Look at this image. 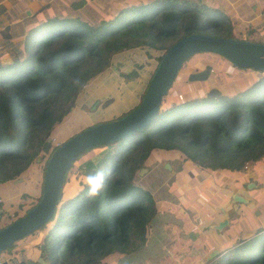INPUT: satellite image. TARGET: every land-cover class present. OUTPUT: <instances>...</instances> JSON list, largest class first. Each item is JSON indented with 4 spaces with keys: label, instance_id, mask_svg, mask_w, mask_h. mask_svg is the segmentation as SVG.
I'll list each match as a JSON object with an SVG mask.
<instances>
[{
    "label": "trees",
    "instance_id": "trees-1",
    "mask_svg": "<svg viewBox=\"0 0 264 264\" xmlns=\"http://www.w3.org/2000/svg\"><path fill=\"white\" fill-rule=\"evenodd\" d=\"M85 1L72 0L69 5L77 8ZM191 32L237 38L231 21L221 9L190 0L126 4L115 14H103L95 22L79 16L52 15L32 23L23 40L24 54L0 63V182L25 175L28 169L34 168L35 173L40 169V190L30 199L22 196L19 204L22 211L0 216V227L19 217L38 200L45 161L54 148L46 149L49 143L46 139L51 126L63 121L69 112V100L74 92L85 82L106 74L102 70H108L110 64L119 68L116 62L112 63L116 61L112 57L121 51H125L129 65L135 69L155 55L156 62L138 89L135 102L115 116L91 123L125 114L140 100L166 48ZM250 69L254 72L244 85L228 93L221 91L215 97L205 96V91L191 93L185 86L186 97L182 95L179 99L167 97L166 91L147 125L107 142L115 147L111 151L106 148L100 154L99 163L104 164L107 181L99 198L87 197L84 181L80 188L67 195L68 190L62 192L63 180L55 207L59 212L56 216L67 220L61 226H54L57 242L47 237V231L42 239L44 251L52 256V264H108L103 261L104 256L136 251L145 245L157 208L149 190L134 183L137 168L165 156H181L185 163L207 170L236 171L246 162L264 161V73H255L264 70ZM131 77L136 79V70ZM76 80L80 81L79 85L74 83ZM107 103L108 100H102L103 106ZM91 123L80 124L74 131ZM103 145L90 148H104ZM191 192L186 195L187 199L192 196ZM216 192L218 197H226V189H221L220 195ZM63 196L66 202L62 203ZM196 199L198 203L202 201ZM196 199L187 206L196 209ZM212 203H217L212 196L202 201L206 210L198 212L205 219L209 218L206 211ZM59 244L62 249L58 256ZM249 247L253 249V258L245 260L242 255ZM216 259L215 264H264V230L223 250Z\"/></svg>",
    "mask_w": 264,
    "mask_h": 264
},
{
    "label": "rangeland",
    "instance_id": "rangeland-1",
    "mask_svg": "<svg viewBox=\"0 0 264 264\" xmlns=\"http://www.w3.org/2000/svg\"><path fill=\"white\" fill-rule=\"evenodd\" d=\"M48 1L49 0H0V63L9 62L14 57L24 54L22 47L23 40L28 28L35 19L41 18V20H44L54 14L57 16H69V12H67L64 7V0L60 3H57V0L49 1L52 9L49 7L50 3ZM190 1H201L209 6L220 8L231 21L233 33L237 38L244 37L245 39L264 42V0L263 2L245 0L239 5L235 3L233 6L223 5L224 0H222V3L221 0H218V3L215 5L211 3L213 2L212 0ZM251 4H253V8L250 9ZM222 7L224 9H222ZM61 10L68 14L59 15L58 11ZM51 11H53V13H51ZM228 12H230V14ZM255 13L261 18L259 21L257 20L258 22H256L255 18L250 20V17ZM124 56H126L125 51H121L119 54L112 57V60H116L112 61V63L116 62L119 67H114L113 71H111L113 73H108L107 69L102 70V73L106 72L110 77L112 76V80L109 79L107 84L104 85L107 89H113V86L116 87L118 82H121L123 85L131 81L130 75L134 70L129 69V67H134L129 65L128 57L126 56L123 58ZM152 56L153 58H149L146 64H143L142 67L137 69V74L139 75L137 83L126 85L127 87L124 86L120 89L117 87L114 88V90L111 91L114 93V96L110 92L107 95H103L101 97V102L97 101L93 109H90V105L93 106L90 101L80 105L78 100H76L78 92L90 81L82 84L74 92L71 100H69L71 108L64 116L62 125L67 126L70 124V127H77L80 124H84L87 118L83 117L82 114H96V110H94L95 106L98 104L102 105V100L103 102L108 100L107 104L116 101L118 105L123 100L124 96L129 93L128 89H131L132 93L136 88L139 89L142 87L143 80L149 75L156 62L155 55ZM205 64L210 65V72L205 80H189L187 78L189 72L200 70ZM253 72L254 71L250 68L236 69V67L229 64L224 58L213 52H195L186 57L181 63L167 88L166 95L167 97L171 96L175 99H179L182 95L186 97L184 86L187 88V91L195 94H201L210 86H216L222 92L228 93L244 85V82L248 81V78L251 77ZM255 73L260 75L263 74L264 71H257ZM98 80L97 78L96 81ZM97 86L99 87V85ZM189 94L190 93L187 95ZM165 102H163V105ZM132 104L131 102L127 108ZM102 107L104 106L102 105ZM100 109L101 113L99 114L108 115V111L105 112L101 107ZM58 124H60V122L51 126L46 141H49L52 136L56 138L57 131L54 127ZM72 130L74 131V129ZM76 131L78 130L74 132ZM62 140L63 139H61V141ZM107 144L108 143H105V145H103L105 146L104 149L88 148L84 153L80 152L78 154L73 166L66 171L64 178V187L66 189L64 190L73 191L75 188H80L82 186L81 180L84 181L85 179L82 174L83 168L93 167L94 170L103 168L104 164L99 163L100 160L98 157H94L93 159L91 157L96 154L99 149L105 150L107 148L108 151L114 149L115 145ZM41 149H45V142L41 145ZM46 149L51 150L50 147ZM37 158L39 157L37 156ZM82 161H85V166H80ZM192 167L193 165L189 163L186 164L181 156H165L151 164L137 168L134 172V183L148 189L153 200L158 201L159 208H162L164 203L165 207H173L172 209L175 212H180V219L182 220L180 237L175 234L172 235L173 243L170 249L171 257H169L170 259L167 264H179V261L180 264H197L198 262H200V264H210V261H214L213 264H215L216 258L223 250L232 248L240 240H245L255 233L258 234L264 230V161L261 163L246 162L236 171H227L219 168L207 170L195 167L196 170L192 173ZM202 170H207V173ZM184 176V181L178 180ZM78 178L81 179L78 180ZM248 182H252L249 187L247 186ZM221 189H226V192L228 191L226 200L225 197H218L214 194V192L217 191L216 193L220 195ZM210 190H213V192H210ZM190 191H192V196L187 199L186 195ZM232 191H236L238 194L246 197L248 202H236V207L233 209L232 202L229 200V194ZM209 196H216L218 201L216 200V204H210V209L206 211V215H209V218L214 215L215 218L223 216L228 219L227 224L224 225L220 231L207 228L206 226L207 223L212 222L215 218H208L206 220L203 216L200 218L198 214L200 209L206 210V205L202 204V201H207ZM197 197L201 198L202 201L198 203L196 199L197 204L194 205L197 207L196 209L187 206L190 200L193 201ZM65 200V197L61 198L62 203L66 202ZM219 206L223 207L222 211L218 208ZM58 213V208L55 207L52 216L47 220L43 228L47 231V237L51 241L54 239V226L56 224L61 226L62 221L67 220L64 216L58 218L56 216ZM262 228L263 230H260ZM54 242H57L56 239H54ZM46 248L48 249V245H46ZM213 248H216L218 253L206 260V254ZM61 249L62 244H59L56 249L58 256L61 254ZM242 257L245 260L252 259V247H249L248 250L245 249ZM176 259H178V263L175 262Z\"/></svg>",
    "mask_w": 264,
    "mask_h": 264
},
{
    "label": "water",
    "instance_id": "water-1",
    "mask_svg": "<svg viewBox=\"0 0 264 264\" xmlns=\"http://www.w3.org/2000/svg\"><path fill=\"white\" fill-rule=\"evenodd\" d=\"M195 52H213L237 68L249 67L264 70L263 41L215 36L203 32H191L173 41L160 57L140 100L132 109L119 117L89 124L61 141L50 151L42 172L41 192L38 200L19 217L0 227V252L17 239L45 224L52 216L66 171L80 152L91 146L114 142L135 133L151 121L157 112L161 97L167 91L181 63ZM209 72L210 65L205 64L202 69L189 72L187 78L205 80ZM220 94L221 90L216 86H210L204 93L208 97ZM93 170V167L85 168L82 174L85 176L86 172ZM84 182H86V176ZM251 184L252 182H248L247 186ZM229 200L232 202L233 209L236 207V202H248L246 197L236 191L230 192ZM219 209L222 211L223 207ZM227 222L228 219L222 217L215 222L207 223L206 226L220 231ZM39 250L40 254L37 259L39 264H43L47 262L43 258V245ZM216 253H218L216 248L211 249L205 259L208 260ZM19 256L20 253H17L12 260L9 262L3 260L2 264H17L22 259H18ZM213 263L214 261H210V264Z\"/></svg>",
    "mask_w": 264,
    "mask_h": 264
},
{
    "label": "crops",
    "instance_id": "crops-1",
    "mask_svg": "<svg viewBox=\"0 0 264 264\" xmlns=\"http://www.w3.org/2000/svg\"><path fill=\"white\" fill-rule=\"evenodd\" d=\"M49 1H56V0H49ZM61 1L62 0H57V3H60ZM70 1L72 0H64V3H65L64 7L66 8V11L69 12V14L61 10V11H58L59 15L60 14L64 15L67 13L69 16H72V17L79 16L80 18H84L89 21H96L98 18L103 16V14L104 15L105 14H115L118 8L122 5L131 4V3H139L140 1H145V0H86L81 6L77 8H72L69 5ZM212 1L213 2L211 3L213 5L218 3V0H212ZM243 1L245 0H224L223 5L233 6L235 3L236 5H239ZM249 1H252V0H249ZM256 1L263 2V0H256ZM221 3H222V0H221ZM50 6H51V3L49 4V7ZM251 8H253V4H251L250 9ZM222 9L224 8L222 7ZM51 13H53V11H51ZM228 13L230 14V12ZM254 18L256 19V22H258L259 19H261L260 16L256 15V13L250 17V20H253ZM36 20H41V18L35 19V21ZM113 68L114 66L110 64L108 66V73L113 71ZM131 69L136 70V73H138L137 69L135 68H131ZM132 73L133 72H131V75ZM97 78L99 79L98 81H96ZM138 78H139V75L137 74L136 79H132L131 81L128 82V84L125 83L122 85L121 82H118V85L116 87L120 89L126 85L135 84L137 83ZM109 79L112 80V76L110 77L109 74H101L91 79L90 82L86 83V86L82 90H80V92H78L76 100H78L80 105H82L83 103H88L90 101L91 104H93V106L90 105V109H93L97 101L101 102V99H102L101 97L103 95H107L110 92L114 96V93H112L111 91L114 90V88L116 87L113 86V89L111 88L107 89L106 87H104V85L107 84ZM97 85H99V87ZM131 91H132L131 89H128L129 93L126 96H124L123 100L118 105L116 101L104 107H102L101 104H98L95 106V109H94L96 110V114H92V115L82 114L83 117L87 118L84 121V124L91 123L95 119H105L107 117L115 116L121 110L127 109V107L131 104V102L133 101L135 102L138 89L136 88L134 92L132 93ZM100 107L103 108L105 112L108 111L107 113L108 115L99 114L101 113ZM62 123L63 121L60 122V124H58L56 127H54V129L57 131L56 138L58 140L64 139L67 135H69L72 132L71 130L75 128V127H70L69 126L70 124L67 126H63ZM102 149L97 150V153L94 154L91 158L92 159L94 157L100 158V154L102 153V151H104ZM36 160H39V158ZM84 162L85 161H82V163H80V166H85ZM195 167L196 166H193L192 168L195 169ZM202 171H205V173H207V170H202ZM40 178H41L40 169H38V171L35 173L34 168H33V169H28L25 175L24 174L20 175L19 177L14 178L12 180L1 181L0 182V214H1L0 216H2L5 213L13 214L18 210L22 211L21 208H19V204L21 203L20 201L22 199V196H25V198L27 199H30L31 197L36 196L40 190L39 188ZM183 178H185V176L182 177V180ZM178 180H180V178ZM64 189L62 190V192L64 191ZM227 192H226L225 200L227 199ZM70 193L71 191H69L66 194L70 195ZM212 197L218 201L216 196H212ZM154 204L156 205L157 211L153 215L150 221V228L148 230V238L146 240L145 245L141 249L136 250V251H129L127 253L115 252V253L108 254L104 256L103 261H106V263L108 264H163V263L167 264V262L170 259L169 257H171L170 249L173 243L172 235L175 234L176 236L180 237V226L182 224V220L180 219V212L179 211L175 212L172 209L173 207L171 208L165 207L163 203V207L159 208L158 201H155V200H154ZM24 207L25 206H23V208ZM218 208H220V206ZM209 209L210 208H208V211ZM198 214H199V217L201 218L200 213ZM222 217L215 218L214 215H212V217L209 219L215 218L212 221V222H215L217 219H220ZM44 225L22 236L21 238L17 239L13 243V245L7 251L2 252V254L5 256H7L8 254H13V256L16 257V254L20 253V256L18 257V259L24 258V257H28L29 259L37 258L40 254L39 249H40V246L42 245V242H43L42 239L46 231L45 229H43ZM43 258L47 260V262H44L43 264H52V256H50L47 251H44ZM175 262L178 263V259H176ZM179 264H180V261H179Z\"/></svg>",
    "mask_w": 264,
    "mask_h": 264
},
{
    "label": "clouds",
    "instance_id": "clouds-1",
    "mask_svg": "<svg viewBox=\"0 0 264 264\" xmlns=\"http://www.w3.org/2000/svg\"><path fill=\"white\" fill-rule=\"evenodd\" d=\"M76 85L80 84L79 80L74 81ZM86 182H85V193L89 199L99 198L106 186L107 172L103 168H98L91 172H86ZM17 264H39L37 258L29 259L24 257L17 262Z\"/></svg>",
    "mask_w": 264,
    "mask_h": 264
},
{
    "label": "built area",
    "instance_id": "built-area-1",
    "mask_svg": "<svg viewBox=\"0 0 264 264\" xmlns=\"http://www.w3.org/2000/svg\"><path fill=\"white\" fill-rule=\"evenodd\" d=\"M48 147H55L56 145H58L60 143V140L56 139L54 136H52L49 141H48ZM14 258L13 254H8L7 256L0 254V264H2L3 260L9 261L12 260ZM90 264V263H88Z\"/></svg>",
    "mask_w": 264,
    "mask_h": 264
}]
</instances>
